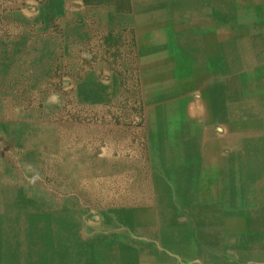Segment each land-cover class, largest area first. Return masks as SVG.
<instances>
[{
	"label": "rangeland",
	"instance_id": "rangeland-1",
	"mask_svg": "<svg viewBox=\"0 0 264 264\" xmlns=\"http://www.w3.org/2000/svg\"><path fill=\"white\" fill-rule=\"evenodd\" d=\"M105 1L77 0L64 9L61 0H0V104L10 100L8 113L0 108V204H9L10 213L0 214V223H12L16 228L11 238L28 236L37 247L54 240V233L63 251H67V244L84 246L88 239L103 233H113L115 242L121 233L123 239L153 241L165 222L180 217L172 209L202 206L200 199L160 198L159 192H152L149 176L157 172L158 161L153 164L151 160L150 106L142 95L138 68L123 62L138 51L134 26L118 23L116 28L95 31L99 20L92 15L68 19V15L83 13L92 5L117 4L116 0ZM128 1L125 7L118 2L117 11L131 8ZM209 15L205 34L215 41L209 57L220 75V87L229 78L247 77L243 83L231 81L229 88L243 94L252 87L255 95H240L231 102L239 98L244 107L252 104L251 110L264 113V0H226L210 6ZM189 21L185 14L180 23L189 26ZM198 31L189 28L191 34ZM231 38L237 42L235 48ZM174 51L179 53L180 49ZM192 67L190 63L186 67L189 74ZM260 80L263 86L258 85ZM193 94L194 105L202 106L201 91ZM213 97L209 96V105ZM18 121L43 128L37 135L42 141L35 144L29 132L13 131L11 126ZM51 148L69 152L66 160L78 170L74 176H60L55 168L43 166L32 156L45 150L51 153ZM50 153L48 160L53 155ZM97 162V177L80 171L82 166L88 170ZM104 171H108L107 176L99 177ZM121 171L126 173L120 175ZM121 181H127L131 189L150 188L139 202L144 209L153 205L155 230L144 227L138 231V226L131 225L127 203L120 216L112 202L102 207L82 194V188L90 185H98L102 191L105 187L115 189ZM40 221L45 223L42 230Z\"/></svg>",
	"mask_w": 264,
	"mask_h": 264
},
{
	"label": "crops",
	"instance_id": "crops-1",
	"mask_svg": "<svg viewBox=\"0 0 264 264\" xmlns=\"http://www.w3.org/2000/svg\"><path fill=\"white\" fill-rule=\"evenodd\" d=\"M116 2L111 3L115 13L130 14L132 8L134 12L133 0L132 7L126 6L124 12L117 11L118 2L125 7L130 1ZM225 2L144 0L141 3L144 13L149 12L147 16L153 14L145 19L157 21V32L148 36L156 35L159 39L160 77L167 76L175 92L172 99L175 113L168 118L175 133L169 165L161 148L156 163L158 183L169 190H161L159 197L200 199L202 206L190 203L191 206L172 209L180 217L165 222L153 241L123 239L121 233L120 240L115 242L113 233H103L88 239L84 246L67 244V251L61 250V243L53 240L37 247L28 236L11 238L10 233L17 232L16 228L12 223L2 222L0 264H264V113L251 110L252 104L244 107L239 98L231 102L238 95L251 97L255 90L249 87L243 94L230 90L231 81L239 79L243 83L247 77L229 78L220 87V75L209 57L215 41L205 34L209 31V7ZM185 14L190 16L189 26L180 23ZM188 27L200 31L191 34ZM233 42L235 48L237 42ZM196 48L200 50L195 52ZM175 49L183 53L176 54ZM201 56L207 59L202 60ZM189 63L194 68L190 74L186 69ZM262 83L258 81L259 86ZM196 90L202 91V106L193 103ZM211 95L214 97L209 105ZM8 205H0V214L9 213ZM141 228L138 231L145 230Z\"/></svg>",
	"mask_w": 264,
	"mask_h": 264
},
{
	"label": "bare ground",
	"instance_id": "bare-ground-1",
	"mask_svg": "<svg viewBox=\"0 0 264 264\" xmlns=\"http://www.w3.org/2000/svg\"><path fill=\"white\" fill-rule=\"evenodd\" d=\"M77 0H61V8H66L75 2ZM144 0H133L134 3V12H131L130 14H117L113 10V7L111 5L108 6H94L88 7L87 10H84L82 12H74L72 15H68L69 20H74L76 18H81L84 15H92L93 17H96L99 22L96 23L94 30L95 31H105L106 29L110 28H116L117 24L124 23L129 26H134L135 31L137 33V41L136 46L138 51H136L135 54L128 57L126 60L123 59V62L125 65L128 63H133L139 71L140 78L142 80V95H144L145 102L150 106L148 110L149 115V136L151 138V144H152V163L157 162L159 156V148L163 149L164 154H167V157H165L166 164L169 165V154H170V148L174 144V138L175 133L173 132L172 128H170L169 120L170 115L175 113V107L173 98L175 95L174 87L170 85L168 77L166 74V79L163 77H160L159 69L161 68V64H159V52L160 45H159V39L155 36H148L149 33H155L156 30V20H150L148 21L145 19L146 17H153V14L146 15V12L144 13L143 7L141 3ZM148 1V0H147ZM106 3V2H105ZM109 4V3H108ZM146 4V3H145ZM117 8V7H116ZM155 11V10H152ZM151 13V12H150ZM84 14V15H82ZM158 16V15H157ZM155 17V16H154ZM158 18V17H157ZM150 19V18H149ZM156 19V18H155ZM160 24V23H159ZM123 25V24H122ZM158 25V24H157ZM161 25V24H160ZM159 25V26H160ZM180 25V24H179ZM178 25V26H179ZM182 27V26H179ZM92 29V27L90 28ZM180 29V28H179ZM178 31V30H177ZM173 36V35H172ZM176 36V35H175ZM157 39V43H155L153 40ZM170 38V37H169ZM155 39V40H156ZM178 38L176 37V40ZM203 39V38H202ZM172 41V39H171ZM175 42V41H174ZM197 42V41H196ZM202 44V43H201ZM179 47V46H178ZM166 49V47H165ZM173 49V48H171ZM172 51V50H171ZM185 51V50H184ZM180 52H182L180 50ZM126 53V52H125ZM183 53V52H182ZM190 53V52H189ZM168 54V53H167ZM177 54V53H176ZM179 55V54H178ZM182 55V54H181ZM191 55V54H189ZM127 56V55H126ZM183 56V55H182ZM200 56V54H199ZM193 58V57H192ZM198 58V57H197ZM201 58V57H200ZM185 59V58H184ZM187 59V57H186ZM183 60V59H182ZM178 62V61H177ZM189 62V61H188ZM202 62V61H201ZM204 62V61H203ZM192 63V62H191ZM198 63V62H197ZM200 63V62H199ZM198 63V65H200ZM175 64V63H174ZM207 64V63H206ZM197 65V64H196ZM171 66V65H170ZM176 67V66H175ZM202 67V66H201ZM164 68V67H163ZM174 68V67H173ZM194 69V68H192ZM215 69V68H214ZM210 70V69H209ZM163 71V70H162ZM161 71V72H162ZM165 71V70H164ZM171 71V70H170ZM211 72V70H210ZM163 73V72H162ZM172 73V72H171ZM169 74V72H168ZM210 74V73H209ZM175 75V73H174ZM176 76V75H175ZM209 76V75H208ZM215 76V75H214ZM173 77V76H171ZM185 79V78H184ZM210 80V79H209ZM242 81V80H241ZM188 82V81H187ZM186 82V83H187ZM179 84V83H178ZM181 85V82H180ZM183 87V86H182ZM250 89V88H249ZM179 90V89H177ZM190 90V89H189ZM178 92V91H176ZM202 92V91H201ZM226 95V94H225ZM239 96V95H238ZM4 97V96H3ZM189 97V96H188ZM252 97V95H251ZM177 99V98H176ZM189 99V98H188ZM6 104L1 105L0 108L2 109L3 113H8V104L10 102L9 99H7ZM14 103V102H13ZM193 104V103H192ZM203 105V104H202ZM178 106V105H176ZM209 109V108H208ZM194 111V110H192ZM5 116V114H4ZM11 119V118H10ZM3 120V119H2ZM17 120V119H16ZM25 120V119H23ZM12 125V124H11ZM2 127V126H1ZM12 130L14 128L18 129L19 134L25 135L26 132H29L32 136L33 142L36 144L40 143V137L37 135L41 134L43 132V128H41L39 125H36L34 122L26 125V123L23 122H17L16 124H13ZM113 129V128H112ZM119 130V129H118ZM130 131V130H129ZM120 132V131H119ZM139 132V131H138ZM102 133V132H101ZM116 133V132H115ZM128 133V132H125ZM134 133V132H133ZM132 133V134H133ZM98 134V133H97ZM121 134V133H120ZM130 134V133H129ZM119 135V134H118ZM124 135V133H123ZM137 135V134H136ZM135 135V136H136ZM114 136V135H113ZM111 137V139L113 138ZM125 136V135H124ZM129 135L126 134L125 137H128ZM132 136V135H131ZM97 137V136H96ZM24 139L22 136L21 139ZM70 138V137H69ZM116 138V137H115ZM93 139V138H92ZM80 140V139H79ZM104 140V139H103ZM113 140V139H112ZM116 140V139H115ZM114 141V140H113ZM129 141V140H128ZM2 142V141H1ZM104 143V142H103ZM115 143V142H114ZM130 143V142H129ZM89 145V144H88ZM93 146V145H92ZM108 146V145H107ZM111 146V145H110ZM117 146V145H116ZM121 146V145H119ZM7 148V147H6ZM119 148V147H118ZM121 148V147H120ZM124 148V147H123ZM79 149V148H78ZM95 149V148H94ZM116 149V148H115ZM165 149V150H164ZM49 150V149H48ZM7 151V150H4ZM96 151V150H95ZM117 151V150H116ZM1 152V151H0ZM113 152V151H112ZM111 152V153H112ZM14 153V151H13ZM47 153H50L48 151H40V153L33 154L34 158L39 161L40 164L43 166H50L52 168H55V170L61 175L67 174L68 176H74L75 173H77L78 170L74 167L75 165L72 163H69L70 161L66 160V157L69 156V152L64 151L61 148H51V153L53 154L51 159L48 160ZM50 153V154H51ZM65 153V155H64ZM125 154V153H124ZM163 154V156H164ZM148 156V155H147ZM14 157V156H13ZM16 157V156H15ZM136 157V156H135ZM9 158V157H8ZM17 158V157H16ZM68 158V157H67ZM103 158V157H102ZM7 159V158H6ZM10 159V158H9ZM12 159V158H11ZM73 159V158H72ZM108 159V158H107ZM135 159V158H134ZM138 159V158H137ZM143 160V158H142ZM9 161V160H8ZM67 161V162H66ZM135 161V160H134ZM14 162V160H13ZM138 162V161H137ZM10 164V163H9ZM16 164V163H15ZM18 164V163H17ZM16 164V165H17ZM99 162H97L92 168H89L88 170L85 169V166H82L80 169L81 172H86L87 175L91 177H97L99 174ZM113 164V163H112ZM154 164V163H153ZM14 165V164H13ZM12 166V165H11ZM157 166V165H156ZM155 166V167H156ZM23 168V167H22ZM132 168V167H131ZM157 168V167H156ZM35 169V168H34ZM79 169V168H78ZM166 170V168H165ZM133 171V170H132ZM146 171V170H145ZM168 171V168H167ZM19 173V172H18ZM24 173V172H23ZM126 173L124 171H121L119 174ZM128 173V172H127ZM108 174V171H104L103 173H100L99 177H106ZM47 175V174H46ZM45 175V176H46ZM139 176V173L136 174ZM35 176V175H34ZM38 176V175H37ZM125 176V174H124ZM18 177V176H17ZM26 177V176H25ZM120 177V176H119ZM150 180L149 183L153 184V190L152 192L157 194L158 192H161L163 189H168L166 186L161 188L160 183H158V175L157 173H153L149 176ZM46 178V177H45ZM37 179V178H36ZM39 179V178H38ZM121 179V178H120ZM123 179V178H122ZM131 179V178H130ZM138 180V179H137ZM133 181V180H132ZM173 182V181H172ZM1 183V182H0ZM23 183V182H22ZM39 183V182H38ZM43 184V183H42ZM173 184V183H172ZM85 185V184H84ZM142 185V184H141ZM24 186V185H23ZM78 186V185H77ZM61 187V186H60ZM26 188V187H25ZM51 188V187H50ZM48 189V188H47ZM98 185H90L87 188H82V194L83 196H88L89 198L92 197L94 201L97 202L98 205H101L102 207L109 206L111 203L113 206L119 208L115 210L114 212H119L120 216L125 213L123 205L126 203L129 205L127 210V215L129 219L131 218L132 223L131 225L138 226V227H145L147 230H155V222H154V215L151 208H153V205H149L148 208L141 207L139 200L143 196V192L145 193L149 192V189H140L138 187H135L134 189H131L130 185L127 184V181H121L118 184H115V189H106L99 191ZM23 190V188H22ZM113 192H112V191ZM169 190V189H168ZM81 202V201H80ZM3 203V202H2ZM1 203V204H2ZM91 203V202H90ZM175 203V202H174ZM0 204V205H1ZM97 205V206H98ZM3 206V205H2ZM1 206V207H2ZM2 210V209H1ZM109 213V212H108ZM179 213V212H178ZM22 217V216H21ZM123 217V216H122ZM116 218V217H115ZM118 218V216H117ZM124 219V218H123ZM122 219V220H123ZM76 223V222H75ZM124 223V222H123ZM31 224V223H30ZM103 222L101 225H104ZM25 225V224H24ZM38 227L40 230H42L45 226V223L40 221L38 223ZM121 225V224H120ZM25 227V226H24ZM76 228V227H75ZM79 228V227H78ZM24 229V228H23ZM77 230V229H76ZM25 233V232H24ZM80 233V232H79ZM152 234V233H151ZM53 235V236H52ZM49 237L54 239L53 241H57L60 239L58 236H55V233L52 234ZM78 236V235H77ZM21 263V262H20Z\"/></svg>",
	"mask_w": 264,
	"mask_h": 264
}]
</instances>
